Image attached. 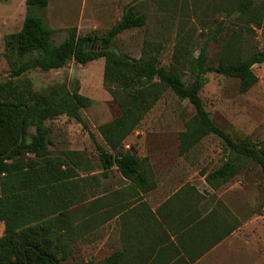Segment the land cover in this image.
<instances>
[{
	"label": "rangeland",
	"instance_id": "374dc122",
	"mask_svg": "<svg viewBox=\"0 0 264 264\" xmlns=\"http://www.w3.org/2000/svg\"><path fill=\"white\" fill-rule=\"evenodd\" d=\"M139 1L132 6L147 13L146 25L126 31L114 40L118 52L134 59L149 54L160 66L170 67L176 61V46L181 38L186 44L188 58L197 56L200 47L207 45L208 62L212 65H217L231 51L234 53L230 54L238 53L246 59L253 52L264 50V0H256L255 8V12L263 16L261 26L253 22L252 16L241 17L226 9L225 0H202L204 3L198 0L196 10V0ZM67 2L70 10L67 14H55L52 8L40 13L56 31L54 43H61L70 29H76L78 35L94 37L89 47H104L102 38L124 13L82 14L81 0ZM56 4L64 6L66 1L54 0L52 6ZM25 16V0H0V82L12 76L17 59L7 47V39L21 30ZM216 32L221 35L218 42L213 40ZM104 66V59L87 65L71 61L62 69L35 70L22 78L29 81L37 93L60 86L75 89L79 85L81 94L93 101L90 107L82 110V115L96 140L106 147L97 128L119 116L120 110L103 86ZM186 71L185 67L181 69L184 79L189 81ZM253 71L259 80L246 93L241 92L239 79L210 73L206 75L207 82L200 95L214 123L234 140L259 143L264 140V65L254 66ZM195 113L188 101L179 100L168 90L125 141V151L149 160L152 188L148 192L125 180L116 168L105 177L89 133L75 119L61 116L47 122L52 129V157L62 156L66 151L80 152L78 176L72 180L75 196L72 222L77 230L72 262L99 264L111 254L112 219L126 213L127 202L131 199L143 207L142 201L152 198L154 205L159 206L158 213L179 216L192 213L193 217L202 218L214 212L237 226L236 229L250 232L249 240L255 242L254 245L256 242L264 245V174L261 167L242 161L240 173L230 182L219 189L211 187L205 175L220 168L229 152L216 135L182 151L180 135ZM34 132L31 128L30 133ZM233 157L236 159V155ZM4 229V224L0 223V237ZM230 258V264L247 262L239 252H234Z\"/></svg>",
	"mask_w": 264,
	"mask_h": 264
},
{
	"label": "trees",
	"instance_id": "16d2710c",
	"mask_svg": "<svg viewBox=\"0 0 264 264\" xmlns=\"http://www.w3.org/2000/svg\"><path fill=\"white\" fill-rule=\"evenodd\" d=\"M50 1L25 0L22 28L7 39V47L17 62L11 78L0 82V223L5 226L0 237V264H91L72 262L77 232L72 222L75 199L72 180L78 176L80 152L66 151L62 156H51L52 129L47 122L58 117L75 119L89 133L105 177L116 168L125 180L148 192L152 188L149 160L125 151L124 144L164 93L172 90L196 112L180 135L182 151L216 135L229 152L220 168L205 175L211 187L219 189L230 182L240 173V162L245 160L258 164L264 174V140L259 143L234 140L214 123L200 95L207 82L206 75L210 73L239 79L241 92H248L258 83L253 68L264 65V50L253 52L246 59L238 53L230 54L234 53L231 51L217 65H212L208 62L207 45L200 47L197 56L188 58L181 38L176 46V61L170 67L160 66L149 54L134 59L118 52L114 40L126 31L146 25L147 13L137 6H130L102 38L105 44L102 48L89 47L94 37L78 35L76 29H70L68 36L55 44L56 31L40 15ZM198 3V0L194 3L195 10ZM223 3L238 16H252L255 24L262 25L263 16L255 12L256 0H225ZM220 37L216 32L213 40L218 42ZM99 59L105 61L103 86L120 110L119 116L97 128L106 147L96 140L82 115V110L93 101L81 94L79 85L75 89L60 86L37 93L32 84L22 78L35 70L62 69L71 61L87 65ZM183 67L189 73V81L184 79ZM31 128L35 129L32 134ZM224 218L214 212L202 218L198 215L200 221L194 229L217 233L209 248L236 230L237 226ZM99 264H127V254L115 252Z\"/></svg>",
	"mask_w": 264,
	"mask_h": 264
},
{
	"label": "crops",
	"instance_id": "0c3cea01",
	"mask_svg": "<svg viewBox=\"0 0 264 264\" xmlns=\"http://www.w3.org/2000/svg\"><path fill=\"white\" fill-rule=\"evenodd\" d=\"M53 1L51 0L48 6L52 8L53 13L70 12L67 0H57L66 1L64 6L60 4L52 6ZM81 1L80 13L92 15L116 11L124 13L137 2V0ZM140 1L142 3L147 0ZM129 201L126 213L117 214L112 219L111 236V254L125 252L127 264H230V257L234 252L245 256L247 262L244 264H264V245L258 242L254 245L255 242L249 240L248 231L236 229L217 245L209 248V245L214 243L217 233L210 229L205 231L194 229L200 221L198 216L193 217L192 213L185 216L158 213L156 211L159 206L154 205L155 201L153 203L152 198L144 199L143 207L133 203V199ZM183 225H186V228ZM257 238L260 237L257 235Z\"/></svg>",
	"mask_w": 264,
	"mask_h": 264
}]
</instances>
